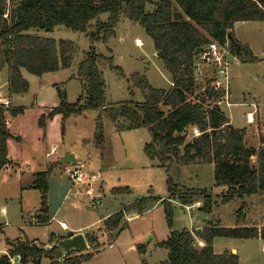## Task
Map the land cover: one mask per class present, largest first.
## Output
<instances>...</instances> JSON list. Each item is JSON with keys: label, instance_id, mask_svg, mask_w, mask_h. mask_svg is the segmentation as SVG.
<instances>
[{"label": "rangeland", "instance_id": "1", "mask_svg": "<svg viewBox=\"0 0 264 264\" xmlns=\"http://www.w3.org/2000/svg\"><path fill=\"white\" fill-rule=\"evenodd\" d=\"M150 2L146 6L147 11L152 9ZM107 17L108 14L103 13L98 18L106 21ZM93 25L94 20L91 22ZM26 33L50 37L56 41H71L74 53L66 69L46 72L40 76L22 70L29 89L22 94L16 107H23V113L14 117L6 116L8 121H12L10 131L18 139H13L15 145L11 149L13 158L10 165L0 171V225H4V234L0 233V256L4 254L6 246L4 237H18L19 228L23 229L28 239L37 240L41 244L47 243L51 233L65 234L70 228H80L79 232L85 239L88 234H96L99 243V248L95 249L90 247L86 239L88 248L79 253L91 255L81 264H158L166 260L167 249L159 247L157 243L165 240L171 230L194 232L208 224L220 227L264 226L263 194L235 197L227 203H221L224 191L220 189L221 186L214 185L212 164L179 165L169 161L161 163L158 157H148L144 145L150 142V135L144 127L118 131L102 115L104 137L102 143L96 145L93 136L97 112L86 109L64 120L63 133L60 114L46 120L44 129L41 128L38 119L44 112H48V109L43 111V107L58 105L57 87L66 92L69 103L74 102L82 93V82L77 78L76 70L91 43L89 32H74L63 25H56L50 31L31 28ZM232 34L239 43L249 47L254 59L242 62L225 48L224 57L228 61L226 79L224 75L218 77L206 66L194 69V76L201 86L206 79L221 80L225 96L219 105L231 117L233 125L245 128L248 135L254 125L246 123L250 112L254 123L259 121L264 130V21L239 22L234 25ZM92 45L96 53L111 58L110 65L107 62L99 64L105 85L106 104L142 102L139 88L128 80L134 72L144 75L154 88L170 87V77L156 55L152 39L137 22L122 18L116 24L112 36L105 42L98 41ZM7 73V67L0 71V92L6 97ZM9 105L14 108L11 101ZM193 136V130L188 128L186 139ZM249 137L245 138V145L256 144ZM52 145L56 146L55 154L47 157L45 153L51 150L49 148ZM70 154L76 156V162L64 161ZM74 164L81 165L82 172L88 176L84 184L77 186L70 181L66 170ZM48 167L52 168L48 175L47 203L54 220L49 225L30 224L33 222L30 216L39 206V201L36 205L39 193L36 190L21 195V170L39 172ZM168 182L177 187L176 190L185 188L195 191L193 203L181 204L177 192L169 198L171 193ZM124 187L129 192L116 193V189ZM202 190L210 193L212 198L211 211L208 213L199 208L203 199L199 192ZM64 194L68 196L63 201ZM143 197L160 200L149 204L142 213H135V217H132L134 213L125 215L121 230L108 233L102 229L107 217L122 206ZM168 198L171 207L170 225L161 202ZM197 201L200 203L196 205ZM60 222L65 223L69 229L62 230ZM263 244L261 238L215 237L212 241L213 250L218 254L235 248L238 264H264ZM48 262L43 257L39 264Z\"/></svg>", "mask_w": 264, "mask_h": 264}, {"label": "trees", "instance_id": "2", "mask_svg": "<svg viewBox=\"0 0 264 264\" xmlns=\"http://www.w3.org/2000/svg\"><path fill=\"white\" fill-rule=\"evenodd\" d=\"M149 0H0V71L7 67V98L22 95L29 83L21 70L40 76L70 66L74 44L68 40L56 41L26 33L31 28L52 30L63 25L74 32H89L91 45L78 63L76 76L82 82V93L69 103L66 92L56 88L58 105L42 114L38 124L44 129L45 121L55 114L63 122L72 114L92 109L97 112L93 142L103 141L104 115L118 131L140 127L147 129L150 142L144 145L148 157H158L161 163L174 162L179 165L212 164L213 181L216 187L225 188L220 202L227 203L235 197L250 194L264 195V141L258 148L244 143V129L234 127L222 111L220 101L225 96L222 88L215 89L213 79L198 85L194 76V63L199 53L210 43L227 46L230 54L242 62L254 59L249 47L239 43L232 34L239 22L264 21V0H152L151 11L146 10ZM7 5L9 7H7ZM107 13L106 21L98 17ZM6 14V16H4ZM121 18L137 22L152 39L155 50L160 51L162 66L170 77L168 89L152 87L145 76L134 72L128 78L139 88L142 102H119L106 104L104 81L99 64L110 65L106 58L95 52L94 42H105L114 34ZM94 20L93 27L91 22ZM201 49L200 52H195ZM22 107L0 108V171L10 164L7 158V139L10 137L6 116L22 113ZM188 128L198 132L186 139ZM52 167L35 173L32 187L39 191V207L34 213L37 224L48 222V175ZM169 198L177 196L181 204H192L195 191L177 189L168 182ZM116 193L129 192L127 187ZM203 212L211 211L212 198L207 191H200ZM168 199L162 200L167 223L171 222V207ZM159 198L143 197L122 206L104 220L103 230L111 233L121 230V223L128 213H142ZM125 221H123L124 223ZM56 237L51 233L50 242ZM195 237L204 242L195 245ZM215 237L261 238L264 226L220 227L208 224L200 231L171 230L165 240L157 243L167 249L166 260L158 264H238L235 253L224 250L215 253L212 241ZM90 247L99 248L96 234L86 237ZM37 240L7 241V253L0 256V264H12L18 256V264H39L44 257L48 264H60L57 248L40 249ZM141 248V247H140ZM91 253L72 252L63 264H81Z\"/></svg>", "mask_w": 264, "mask_h": 264}, {"label": "crops", "instance_id": "3", "mask_svg": "<svg viewBox=\"0 0 264 264\" xmlns=\"http://www.w3.org/2000/svg\"><path fill=\"white\" fill-rule=\"evenodd\" d=\"M151 11V10H150ZM108 18V17H107ZM99 19V18H98ZM122 19V18H121ZM120 19V20H121ZM101 21V20H100ZM136 41H138V40H136ZM21 74H22V76L24 77V75H23V73H22V70H21ZM22 97H23V95H12V96H10L8 99L12 102V104H13V106H14V108L16 107V106H18V105H16V103L17 102H19L21 99H22ZM23 108V107H22ZM52 107H48V108H46V107H43V111L44 110H46V109H48V111L51 109ZM22 113H23V111H22ZM44 113H46V112H44ZM229 118V122L233 125V121L231 120V117L229 116L228 117ZM248 118H249V120H248ZM256 119V118H255ZM257 119H259L258 118V116H257ZM11 122L12 121H7V128H8V130H9V133H10V137L7 139V158H8V160L11 162L12 161V152H11V149H12V146L13 145H15L14 144V142H13V139H18V137H15L14 136V133H12L11 131H10V124H11ZM246 123H251V124H254L253 125V128H252V131L250 132V133H248V135H247V132H246V129L245 128H243V127H237V126H234V127H236V128H240V129H244V131H245V134H244V140H245V138L247 137V136H249L250 135V140L251 141H253V143L256 141V144H254V145H250V146H247V147H252V148H258L259 146H261L262 145V140L264 139V134H263V132H264V130H262V128L260 127V123H259V121H256L255 123H254V120H253V115H252V113L250 112V113H248V115H247V121H246ZM48 127H49V125H48V122H47V124H46ZM192 130H193V133L195 134V135H197L198 134V132H197V130L195 129V128H191ZM19 136V135H18ZM263 138V139H262ZM44 139L45 140H47V137H45L44 136ZM264 141V140H263ZM246 143V142H245ZM52 148H53V150L55 149V151H56V146L55 145H52L51 146ZM51 147L49 148V150L51 149ZM49 152V151H48ZM48 152H46V153H48ZM45 153V154H46ZM55 154V153H54ZM47 156V155H46ZM49 156H51V155H49ZM49 156H47V157H49ZM73 158H74V162H76V156H74L73 155ZM50 162H52V161H49V163ZM10 165V164H9ZM53 165H55L54 163H53ZM75 165V164H74ZM79 166H81V165H79ZM68 167H70V166H68ZM8 168V166H6L4 169H7ZM37 172V171H36ZM34 170L32 171V170H26V171H24V170H21V175H20V177H21V179L19 180V182H20V187H19V189H20V192H21V195H23V196H25L26 194H28L29 192H34V191H36L37 189H35L34 187H32V183H33V181L35 180V173H36ZM220 189L222 190V192L223 191H225V188L224 187H220ZM38 191V190H37ZM38 193H39V191H38ZM68 193V192H67ZM66 193V194H67ZM66 194H64V196H63V201H64V199L68 196V195H66ZM39 201V194H38V199L36 200V205H37V202ZM47 201H48V196H47ZM39 203V202H38ZM200 202L199 201H197L196 202V205L197 204H199ZM47 205H48V203H47ZM39 207V206H38ZM51 207H49V205H48V215H47V217H48V222H46V224L47 225H49L51 222H53V220H54V215H52V212H51V209H50ZM37 210H38V208H37ZM37 210H35L34 211V213L37 211ZM132 213H134V212H132ZM36 214V213H35ZM135 214V213H134ZM135 216H137V214H135L134 216H132V217H135ZM30 217H33L32 219H33V222H31L30 224H34V225H38L37 223H36V220H35V218H34V214L33 215H31ZM132 217H127L128 219H130V218H132ZM60 223H62L63 225H64V228L62 229V230H68L69 229V227L65 224V223H63V222H60ZM3 228H4V225H0V233L1 234H4V230H3ZM71 229V231H73L74 233H76V232H79V230H80V228H70ZM19 231H20V233H19V236L18 237H15V238H13V239H10V238H7V237H4V244L6 245L5 246V250H4V254H6L7 253V249H8V246H7V241H13V240H16V239H18V240H28V241H31V240H34V239H28L27 237H26V235H25V233H24V231H23V229H21V228H19ZM55 234H57V235H59V236H64L65 234H60V233H55ZM48 242V241H47ZM87 242V241H86ZM195 243H196V246L197 247H202L203 245H204V242L201 240V239H199L198 237H195ZM263 249H264V244H263ZM227 251H229V252H231V253H235L236 254V250H235V248H231V249H229V250H227ZM237 255V254H236ZM18 257V256H17ZM238 257V256H237ZM14 258V257H13ZM18 261H19V257H18V260H17V262H14L13 263V259L11 260V263L12 264H18Z\"/></svg>", "mask_w": 264, "mask_h": 264}, {"label": "built area", "instance_id": "4", "mask_svg": "<svg viewBox=\"0 0 264 264\" xmlns=\"http://www.w3.org/2000/svg\"><path fill=\"white\" fill-rule=\"evenodd\" d=\"M4 16H6V14H4ZM225 48H227V46L221 47L216 42H210L196 57L194 63L195 69L204 66L210 67L218 77L220 75H224V78L226 79V68L228 67V61L224 57ZM221 83V80L219 82L217 78L216 80H214L213 78L212 85L215 89H223V84ZM9 104V99L0 92V108L8 109L10 108ZM7 121L8 120H6V124ZM54 151L55 149L53 150V148H51V150L46 153V155L49 156L54 153ZM81 168L82 166L73 165V167L66 170L72 184L77 186L79 184H84L86 180H88V176L84 172H82ZM188 207L189 206H187L186 208ZM60 226L61 228H64V225L62 223H60Z\"/></svg>", "mask_w": 264, "mask_h": 264}, {"label": "water", "instance_id": "5", "mask_svg": "<svg viewBox=\"0 0 264 264\" xmlns=\"http://www.w3.org/2000/svg\"><path fill=\"white\" fill-rule=\"evenodd\" d=\"M201 49H197L195 52H200ZM159 58L163 57V54L158 51L156 54ZM64 161H68L71 163H74L73 155H68L66 158H64ZM201 229H198L197 231H200ZM38 247L40 249H44L46 251H49L53 248H57L60 252V256L58 258V262L60 264H63L64 261L71 255L72 252H83L88 248L86 239L84 235L80 232L74 233L73 231L69 230L66 232L64 236H59L56 234V237L53 238L50 242H47L46 244L39 245ZM18 257L15 256L13 258V263L17 262Z\"/></svg>", "mask_w": 264, "mask_h": 264}, {"label": "bare ground", "instance_id": "6", "mask_svg": "<svg viewBox=\"0 0 264 264\" xmlns=\"http://www.w3.org/2000/svg\"><path fill=\"white\" fill-rule=\"evenodd\" d=\"M137 43H140L139 41H136Z\"/></svg>", "mask_w": 264, "mask_h": 264}]
</instances>
